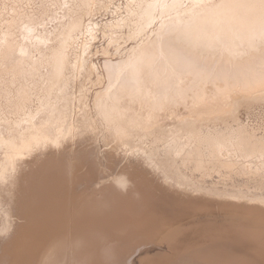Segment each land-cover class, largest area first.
Here are the masks:
<instances>
[{
    "label": "bare ground",
    "instance_id": "bare-ground-1",
    "mask_svg": "<svg viewBox=\"0 0 264 264\" xmlns=\"http://www.w3.org/2000/svg\"><path fill=\"white\" fill-rule=\"evenodd\" d=\"M228 2L0 0V264H264V45Z\"/></svg>",
    "mask_w": 264,
    "mask_h": 264
},
{
    "label": "snow or ice",
    "instance_id": "snow-or-ice-1",
    "mask_svg": "<svg viewBox=\"0 0 264 264\" xmlns=\"http://www.w3.org/2000/svg\"><path fill=\"white\" fill-rule=\"evenodd\" d=\"M210 2V0H209ZM217 8H229L234 10H242L252 14V19L259 20L260 24V40L264 45V0H229L228 3L215 5ZM255 37H253V40ZM90 264H104L102 259L93 260Z\"/></svg>",
    "mask_w": 264,
    "mask_h": 264
},
{
    "label": "rangeland",
    "instance_id": "rangeland-1",
    "mask_svg": "<svg viewBox=\"0 0 264 264\" xmlns=\"http://www.w3.org/2000/svg\"><path fill=\"white\" fill-rule=\"evenodd\" d=\"M101 16H107V19H108L109 17H111V14H109L108 12L102 11ZM97 18H99V16H97ZM103 20H105V18H103ZM95 44H99V42H95ZM93 50H95V46ZM99 50H101V48H99ZM262 112L263 111H261V108L259 107V105H253L251 108L243 110L240 114V117L244 121L246 120V118H249V117L250 119H252L253 118L252 114L258 115V114H261Z\"/></svg>",
    "mask_w": 264,
    "mask_h": 264
}]
</instances>
